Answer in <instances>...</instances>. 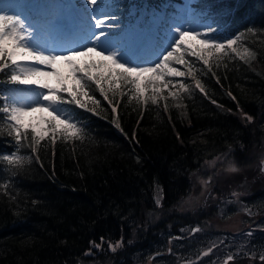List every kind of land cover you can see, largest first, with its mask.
I'll use <instances>...</instances> for the list:
<instances>
[{"label": "trees", "instance_id": "trees-1", "mask_svg": "<svg viewBox=\"0 0 264 264\" xmlns=\"http://www.w3.org/2000/svg\"><path fill=\"white\" fill-rule=\"evenodd\" d=\"M162 3L167 5L161 17L185 2L124 0L119 10L137 5L138 23L149 32L145 12ZM188 5L218 26V34L245 32L243 44L255 59L226 58L214 66L215 76L195 62L205 91L183 78L192 90L182 94L183 107L169 98L167 111L163 101L145 106L108 91L119 101L113 113L89 82L90 94L100 101L99 107L88 102L95 115L62 105L82 125L81 140L44 141L35 154L25 147L21 153L28 162L20 168L0 162V264H220L198 254L200 233H216L215 227L237 216L230 207L225 217L220 210L240 193V201L260 203L251 215L240 214L239 230L230 236L250 230L255 239L244 249L229 246L223 264H264V0ZM11 140L0 133V153L13 150L6 143ZM230 164L238 170L226 171ZM193 227L200 233L191 232ZM117 241L122 246L113 252L108 242ZM182 255L195 260L186 262Z\"/></svg>", "mask_w": 264, "mask_h": 264}, {"label": "snow or ice", "instance_id": "snow-or-ice-1", "mask_svg": "<svg viewBox=\"0 0 264 264\" xmlns=\"http://www.w3.org/2000/svg\"><path fill=\"white\" fill-rule=\"evenodd\" d=\"M20 6V0H0V85H3L0 88V123L4 125L0 133L6 131L12 138L6 143L13 148L10 153H0V162L13 168L28 162L21 153L25 147L35 154L44 141L50 140L55 145L58 139L65 142L82 139V125L67 115L69 110L59 106L74 104L95 115L88 102L99 107L100 101L90 94L89 82L96 85L113 113L117 112L119 101L114 102L108 91L113 97L119 91L129 100L136 99L145 106L149 101L152 105L163 101L167 111L169 98L174 107H183L182 94L192 90L183 78H190L196 89L205 91L197 76L201 70L195 62L215 76L214 66L219 67L226 58L235 56L245 62L255 59V54L243 44L245 32L218 35V26L199 19L193 24L185 17L165 14L161 18L163 35L157 32L152 36L123 26L112 11L116 7L113 0H79L74 5L46 0L34 5L43 10L38 18L14 10ZM69 7L75 12L72 23L66 22L57 11ZM246 32L256 34L253 28ZM57 63L67 65V76L56 71ZM106 67L111 71L98 75L91 71ZM69 80L71 87L67 83ZM105 84L109 86L107 91ZM247 119L251 121L252 118ZM237 170L234 166L229 168L231 172ZM261 171L264 172V167ZM90 244L101 247L95 242ZM121 246L122 241L108 242L113 252ZM212 250L209 248L202 255L208 256ZM260 260L264 262V253Z\"/></svg>", "mask_w": 264, "mask_h": 264}, {"label": "rangeland", "instance_id": "rangeland-1", "mask_svg": "<svg viewBox=\"0 0 264 264\" xmlns=\"http://www.w3.org/2000/svg\"><path fill=\"white\" fill-rule=\"evenodd\" d=\"M124 0H113V3H115L116 7L112 9L113 12H115V14H117V16L120 18V23L125 26V27H131L133 29H137L140 31H144L143 27L141 26V24L138 23V17H139V8L137 5H128L126 8H128L124 13L120 12V8L122 7V2ZM46 0H20V7H14L15 11H19L22 12L25 15H31L32 17H39L41 12L43 11L41 8L39 7H34V5H41L43 3H45ZM59 2L64 3V4H68V5H74V4H78L79 0H59ZM184 5L182 6H176L174 9V13H167V15H179L181 17H185L187 19H189L190 22H192L193 24H195V22L199 19L202 20L203 23H211L212 22L210 20H206L203 19L200 15L198 10L193 9L191 7H189L188 5V0H184ZM25 5H27V7H25ZM167 5V3H162L161 6H158L155 8V10H153V8L149 7L148 10L145 12V18L147 19L148 22H151V29L149 32L150 35L155 36V34L158 32V29L160 28V26H162V24L160 25V21H161V15L164 14V10L163 7H165ZM120 9V10H119ZM60 11L62 13V15L64 16L66 22L68 23H72L74 21L75 18V12L72 8H65L62 10H57ZM153 17H156V19H153ZM186 27L188 26L187 24L185 25ZM203 30V29H202ZM155 33V34H154ZM160 35L162 36L163 33L160 32ZM218 35H225V34H218ZM226 36V35H225ZM85 60L89 59V58H84ZM92 60H98V57H92ZM176 67L180 68L179 65H177ZM181 70H185L183 68H181ZM56 71L62 75V76H67L69 73V69L67 67V65L63 64V63H57L56 64ZM93 74H100V73H104V72H110L111 68H103V69H93L91 70ZM179 79V78H177ZM68 86H72V81L69 80L68 82ZM10 87H16V86H10ZM62 109H65L62 105L59 106ZM67 115H69L71 117V115L67 112ZM222 160V159H221ZM216 161V160H215ZM214 161V162H215ZM223 161V160H222ZM261 162V167H264V157L261 158L260 160ZM213 164V161L210 163ZM228 169L226 171H229V168L232 167L231 164L229 166H226ZM264 174V172H262ZM243 197V193L241 194H235L234 195V199H235V203L233 204H225L220 212L222 213V217H225L226 214H231L232 211L227 210V207H230L231 209H233V212L237 211V216H234L233 218H231L230 220H226V222L223 224H219L218 227H215L216 233L214 232H206L204 230H199L200 235L202 236V244L203 245H199L197 247V251L198 254L200 256H203L202 253L207 251L209 248H212V252L209 254L210 256L213 257V259L215 258L216 260L214 262H218L220 264H223L227 259H228V255L229 253H231V249L229 248V246H237L238 249H244L243 245L244 243H246L247 241H249L250 239H255V235L250 236L247 235L246 233H241V236L239 237H232L230 235H234L236 234L239 230V216L240 214H246L250 213V215L252 214V212H254V209L256 207H258V204L260 203V201H254L253 203H249V202H242L240 201V198ZM197 197H194L192 200L190 201H197V199H195ZM249 216V215H248ZM193 229H197V228H192ZM246 229H251L250 227H247ZM245 229V230H246ZM191 230V232H193ZM214 233V234H213ZM247 233H253V231L247 230ZM223 241V243H221ZM256 247V246H255ZM264 247V246H263ZM227 248V249H225ZM264 251V250H263ZM197 255V256H199ZM185 256L186 262H189L190 260H195L194 256L188 257V255H182Z\"/></svg>", "mask_w": 264, "mask_h": 264}, {"label": "water", "instance_id": "water-1", "mask_svg": "<svg viewBox=\"0 0 264 264\" xmlns=\"http://www.w3.org/2000/svg\"><path fill=\"white\" fill-rule=\"evenodd\" d=\"M74 264H81V263H74Z\"/></svg>", "mask_w": 264, "mask_h": 264}]
</instances>
